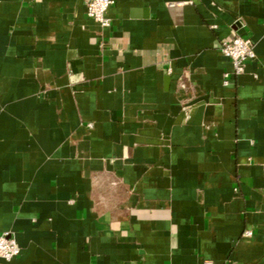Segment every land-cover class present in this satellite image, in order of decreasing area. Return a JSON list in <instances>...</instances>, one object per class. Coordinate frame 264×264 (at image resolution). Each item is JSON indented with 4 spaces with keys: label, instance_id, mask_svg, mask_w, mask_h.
Returning a JSON list of instances; mask_svg holds the SVG:
<instances>
[{
    "label": "crops",
    "instance_id": "1",
    "mask_svg": "<svg viewBox=\"0 0 264 264\" xmlns=\"http://www.w3.org/2000/svg\"><path fill=\"white\" fill-rule=\"evenodd\" d=\"M86 1L0 0L10 264H264V0Z\"/></svg>",
    "mask_w": 264,
    "mask_h": 264
},
{
    "label": "built area",
    "instance_id": "2",
    "mask_svg": "<svg viewBox=\"0 0 264 264\" xmlns=\"http://www.w3.org/2000/svg\"><path fill=\"white\" fill-rule=\"evenodd\" d=\"M114 3L115 0H87V14L102 26H110L111 21L107 17V11ZM179 4L184 5L186 2H179ZM220 51L231 61L234 69L233 72L237 75L245 71V66L248 61L257 57L253 40L241 35L223 40ZM89 126H92V124ZM246 234L251 235V232L248 231ZM20 252L21 247L13 235L9 232L0 234V259L4 260V264H10ZM206 264L213 263L206 262Z\"/></svg>",
    "mask_w": 264,
    "mask_h": 264
}]
</instances>
